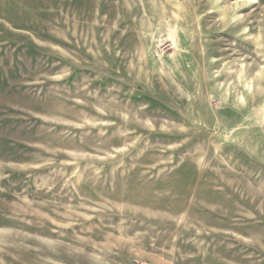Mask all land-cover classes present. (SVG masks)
I'll return each instance as SVG.
<instances>
[{
    "label": "rangeland",
    "instance_id": "obj_1",
    "mask_svg": "<svg viewBox=\"0 0 264 264\" xmlns=\"http://www.w3.org/2000/svg\"><path fill=\"white\" fill-rule=\"evenodd\" d=\"M0 264H264V0H0Z\"/></svg>",
    "mask_w": 264,
    "mask_h": 264
}]
</instances>
